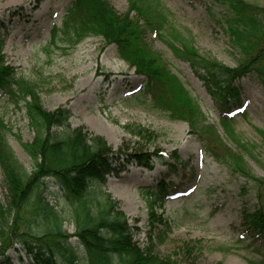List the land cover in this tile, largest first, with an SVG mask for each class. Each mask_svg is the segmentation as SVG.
I'll use <instances>...</instances> for the list:
<instances>
[{
  "label": "rangeland",
  "instance_id": "1",
  "mask_svg": "<svg viewBox=\"0 0 264 264\" xmlns=\"http://www.w3.org/2000/svg\"><path fill=\"white\" fill-rule=\"evenodd\" d=\"M71 1L0 0L2 54L7 64L15 67L19 76L36 83L47 110L69 109L73 127L83 126L102 136L116 152L120 161L114 162L104 190L119 201L133 241L140 247L154 248L177 264H251L259 256L243 234L251 216L264 217V144L259 134H264V86L254 75L236 81L239 105H233L231 114L239 134L254 145V153L249 154L226 139L219 124L222 103L216 101L189 59L178 55L154 31L144 35L146 43L189 90L199 105L197 112L203 113L214 128L202 134L206 142L215 145L221 157L240 154L250 172L247 177L205 149L202 138L187 122L170 119L140 95L145 78L118 56L116 45L102 37H88L72 48L57 38L53 44L52 31L62 26ZM108 1L119 14L135 17L127 0ZM160 1L174 31L187 36L188 46L194 44L189 55L228 68L239 66L242 51L232 43L226 29L229 12L225 6L215 0ZM246 1L264 6V0ZM0 113L12 128L9 141L17 157L30 171L33 162L22 143L31 142L34 134L25 110L14 108L2 97ZM174 159L180 163L170 169L167 163H175ZM163 179L171 185L157 215L169 220L167 228L153 222L142 193ZM55 190L45 191L48 201H54ZM6 194L0 171L2 204ZM65 229L72 244L82 249L75 224H65ZM160 233L167 236L162 244ZM4 263L33 261L15 243L0 257V264Z\"/></svg>",
  "mask_w": 264,
  "mask_h": 264
},
{
  "label": "trees",
  "instance_id": "2",
  "mask_svg": "<svg viewBox=\"0 0 264 264\" xmlns=\"http://www.w3.org/2000/svg\"><path fill=\"white\" fill-rule=\"evenodd\" d=\"M127 1L135 17L119 14L108 0H72L62 26L53 29L51 42L55 44L57 38L72 48L88 37H102L106 43L116 45L118 56L145 78L140 95L149 98L154 109L172 120L187 122L198 132L205 149L249 177L240 154L221 157L215 145L206 142L202 134L214 128L203 113L197 112L199 105L189 90L146 43L144 35L154 31L178 55L189 59L204 85L222 103L219 124L226 139L238 150L251 154L254 145L246 143L237 131L231 108L239 105L237 80L254 75L264 86V6L246 0H215L227 8L226 29L243 56L237 68H228L189 55L194 44L188 46L187 36L174 31L160 0ZM1 29L0 24V98L25 110L34 138L22 143L33 162L28 171L9 141L12 128L0 113V171L7 192L6 203L0 202V257L17 243L34 264H177L154 248L140 247L133 241L132 228L119 201L104 190L107 176L120 158L102 136L83 126L73 127L69 109L50 111L43 106L36 83L19 76L5 61ZM259 134L264 144V134ZM174 162L167 166L175 169L180 160ZM144 165L149 167L148 161ZM169 185L163 179L154 189L142 191L151 219L165 228L169 220L157 213L162 210ZM50 188L56 189L53 202L44 196ZM249 219L243 238L250 240L248 246L259 256L250 263L264 264V217L258 214ZM68 223L77 227L82 249L70 241L65 229ZM158 237L161 244L167 239L162 233Z\"/></svg>",
  "mask_w": 264,
  "mask_h": 264
}]
</instances>
